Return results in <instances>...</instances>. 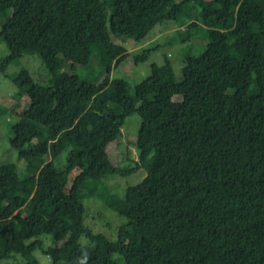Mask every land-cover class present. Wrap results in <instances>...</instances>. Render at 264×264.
Listing matches in <instances>:
<instances>
[{
  "label": "trees",
  "instance_id": "16d2710c",
  "mask_svg": "<svg viewBox=\"0 0 264 264\" xmlns=\"http://www.w3.org/2000/svg\"><path fill=\"white\" fill-rule=\"evenodd\" d=\"M9 10L0 71L38 56L50 78L21 70L12 79L28 106L0 111L17 119L9 143L26 165H0V264H40L37 251L51 264H264V0H0V15ZM169 22L192 23L182 44L207 40L196 55L182 49L180 82L167 58L133 93L109 78L128 57L115 37L141 43ZM132 114L138 160L128 168L109 146ZM139 170L141 185L123 197L103 182ZM85 200L123 218L114 238L85 226ZM32 218L54 247L25 228Z\"/></svg>",
  "mask_w": 264,
  "mask_h": 264
},
{
  "label": "rangeland",
  "instance_id": "374dc122",
  "mask_svg": "<svg viewBox=\"0 0 264 264\" xmlns=\"http://www.w3.org/2000/svg\"><path fill=\"white\" fill-rule=\"evenodd\" d=\"M9 10L5 14L0 15V26L7 16H10ZM192 25L179 27L176 23H165L157 25L152 32L141 43L130 38L117 36L113 39L116 44L123 46L128 53L127 59L117 69L109 71L110 79H122L128 83L131 88V93L134 91L135 85L145 80L151 73V65L164 64L165 58L172 64L176 80H182V69L184 67V56L182 49L189 47V53L196 55L199 52L201 45H205L207 40L202 35H196L186 44L180 43L179 32H183ZM66 47L69 48V43L65 41ZM154 50L149 59L145 63L136 65L134 57L141 54L145 50ZM7 47L3 42H0V67L2 59L7 55ZM27 70L33 80L41 85L48 84L50 73L46 69L44 63L38 56H24L17 64L9 65L3 72L0 71V111L3 113L8 107H13L17 112H20L28 102L24 96H21L18 88L13 82L12 77H15L21 70ZM208 69L207 65H203L199 71L203 73ZM98 73H102L99 69H93ZM95 74V73H94ZM95 74V76H96ZM17 119L9 115L0 116V165L13 163L16 165L20 173H25L26 165L18 160V153L10 146L9 139L11 138L10 128L15 124ZM140 119L137 114L129 116L122 128V136L118 142L109 146V155L115 165L121 167L135 168V163L138 160V153L135 148L137 139V131L139 128ZM66 153H63L62 158L65 159ZM60 171L63 172L65 186L68 188L73 180V174L66 168L65 161L59 164ZM145 171H135L132 175L126 178L118 176H107L103 182L108 186L109 190L119 197H123L127 186L141 185L145 178ZM86 212L84 224L89 227L94 233H101L108 238L116 236V229L123 222V218L111 212L104 207L101 202L96 200H85ZM25 228L32 232L34 238L42 241L44 247L50 248L56 245L53 235L38 219H29L25 224ZM81 245L89 244L87 238L82 237ZM98 247L103 249V246L98 244ZM34 257L40 264H51L48 257L37 251ZM117 259V258H116ZM115 259V260H116ZM117 261V260H116ZM13 260L4 261L1 264H16ZM119 264H121L119 262Z\"/></svg>",
  "mask_w": 264,
  "mask_h": 264
}]
</instances>
